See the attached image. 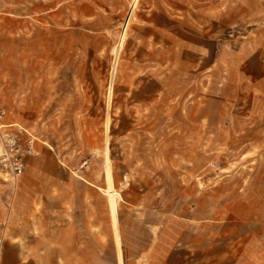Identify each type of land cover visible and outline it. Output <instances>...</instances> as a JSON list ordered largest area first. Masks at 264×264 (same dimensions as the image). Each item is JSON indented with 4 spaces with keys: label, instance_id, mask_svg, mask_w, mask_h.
I'll list each match as a JSON object with an SVG mask.
<instances>
[{
    "label": "rangeland",
    "instance_id": "374dc122",
    "mask_svg": "<svg viewBox=\"0 0 264 264\" xmlns=\"http://www.w3.org/2000/svg\"><path fill=\"white\" fill-rule=\"evenodd\" d=\"M105 5L99 10L87 0L86 19L72 8L67 54L42 51L46 20L7 22L0 36V108L6 110L0 123L8 119L35 136L38 149L92 172L104 173L107 150L119 221L131 224L135 236L147 235L144 222L184 226L187 251L199 260L208 255L223 264L239 250L248 264L264 257V116L248 94L224 97L202 85L197 92L188 77L181 97L172 83L150 103L136 101L138 85L128 78H137V70L126 67L125 53L133 19L116 54L127 15ZM62 40L55 35L51 42L59 48ZM3 178L0 172V248L2 237L15 228L29 234L31 225L30 206L14 205L18 184Z\"/></svg>",
    "mask_w": 264,
    "mask_h": 264
},
{
    "label": "crops",
    "instance_id": "0c3cea01",
    "mask_svg": "<svg viewBox=\"0 0 264 264\" xmlns=\"http://www.w3.org/2000/svg\"><path fill=\"white\" fill-rule=\"evenodd\" d=\"M91 1L99 10L105 4L112 11L125 10V16L132 3ZM72 8L76 18L88 17L87 0H0V36L6 35L8 21L36 16L47 22L48 39L42 51L70 53ZM131 11L125 53L126 67L137 70V78H128L141 88H134L141 96L136 101L150 103L152 94H167L172 83L174 94L181 97L188 77L197 92L202 85L204 91L221 92L224 97L248 94L254 112L264 116V0H138ZM55 35L63 39L59 48L51 42ZM47 64L53 61L47 59ZM151 69L158 74L152 75ZM12 124L3 120V131L17 134L24 143L27 135ZM260 129L264 132V125ZM34 149V154L24 157V173L12 184H18L12 194L14 205L26 203L31 208L30 233L15 228L10 237H2L0 264H215L208 255L199 260L187 251L191 243L183 237L184 226L171 230L144 222L147 235L135 236L131 224H120L113 187L114 223L105 173L38 149L36 141ZM226 257L223 264H248L240 250ZM252 264H264V257Z\"/></svg>",
    "mask_w": 264,
    "mask_h": 264
},
{
    "label": "built area",
    "instance_id": "2783aa9c",
    "mask_svg": "<svg viewBox=\"0 0 264 264\" xmlns=\"http://www.w3.org/2000/svg\"><path fill=\"white\" fill-rule=\"evenodd\" d=\"M6 114L4 108H0V119ZM18 133H25L27 139L24 143L19 142L17 134L3 131L0 123V172L4 176L3 180L16 183L24 173V157L34 154V141L36 137L27 132L21 126L12 124Z\"/></svg>",
    "mask_w": 264,
    "mask_h": 264
},
{
    "label": "bare ground",
    "instance_id": "6f19581e",
    "mask_svg": "<svg viewBox=\"0 0 264 264\" xmlns=\"http://www.w3.org/2000/svg\"><path fill=\"white\" fill-rule=\"evenodd\" d=\"M137 1L138 0H132L131 7H130V11L133 10V8L136 5V2ZM130 11L128 12V15L126 16V18H125V20L123 22L122 30L119 33V39H118L117 44L115 46L116 47L115 48L116 50H114V48H113V51H115L116 54H118L119 51L121 50L122 45H123V42H124V40L126 38V30H127V27L130 24L131 19H132V11L131 12ZM116 57H117V55H116ZM104 165H105V167H104V173H105L106 184H107L106 189H107V192H108V202H109V206H110V209H111V214H112L113 222L115 223L116 222V218H115L116 196H115V194L113 192L111 168H110V165H109V156H108V153H106Z\"/></svg>",
    "mask_w": 264,
    "mask_h": 264
}]
</instances>
